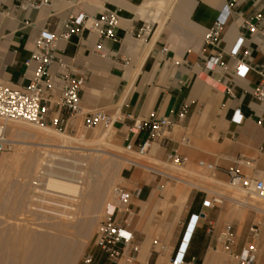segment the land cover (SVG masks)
Returning <instances> with one entry per match:
<instances>
[{"label":"crops","instance_id":"crops-1","mask_svg":"<svg viewBox=\"0 0 264 264\" xmlns=\"http://www.w3.org/2000/svg\"><path fill=\"white\" fill-rule=\"evenodd\" d=\"M228 1L231 0H56L51 9L2 15L0 81L13 88L29 85L36 64L28 63L37 37L42 32L59 34L69 13L96 16L104 10L116 11L121 18L116 41L99 40L95 34L86 33L83 39L73 37L59 45L60 58L76 77L85 80L81 92L84 108L106 112L114 122L109 128L117 131L126 146L139 145L148 138L147 132L132 136L130 129L135 121L157 112L174 123L167 138L156 141L160 158L178 151L188 161L208 160L222 178L229 179L228 170L232 168L239 169L245 177H257L264 173V103L255 99L254 90L264 75V34H254L245 25L261 27L256 18L264 13V0H236L219 44L207 45L206 35ZM16 2L0 0V8ZM164 9L167 10L161 12ZM239 39L244 44L234 57L231 51ZM98 43L107 51L105 57L95 52ZM220 54L228 69H206V61ZM239 64L250 68L244 79L235 77ZM52 103L57 114L56 98ZM238 110L243 115L239 125L232 121ZM182 112L186 115L179 120ZM184 136L190 140L187 146L181 143ZM155 145L150 144L147 156L155 151ZM144 184L138 188V203L154 191ZM204 197L191 214L201 210ZM134 201L131 207L137 211ZM218 220L214 233L220 229ZM234 230L242 245L248 229L241 235L235 226ZM207 231V223L201 222L189 252V257L196 258L199 264H210V251H216L207 248ZM136 239L145 244L146 239L140 241L137 233ZM92 252L94 264H112L99 251Z\"/></svg>","mask_w":264,"mask_h":264},{"label":"rangeland","instance_id":"rangeland-1","mask_svg":"<svg viewBox=\"0 0 264 264\" xmlns=\"http://www.w3.org/2000/svg\"><path fill=\"white\" fill-rule=\"evenodd\" d=\"M3 120H0V140L8 144V147L0 159V257L1 253H22V236L29 233L34 239L57 238L61 242V253L73 256V260L67 264H83L85 254L94 249V238L104 220L105 207L110 202L114 189L124 186L136 191L145 186L144 183L154 191L149 198L139 203L137 198H134L138 205L134 227L138 239H146L145 244H141V251L150 250V256L147 261L142 262L140 251L137 259L131 264H158L159 261H162V264H170L173 246L198 200L206 195L204 192L209 197L221 195L226 198V201L210 214L211 219H219L220 225L219 230L207 237V248H215L218 252L219 259L217 258L216 264H224L226 260L219 237L227 224L238 228L241 235L252 223L261 222L264 240V218L261 215L254 217L249 209L235 204L231 198L240 193L242 202L247 201L259 210L262 209L264 200L251 199L254 195L249 199L246 191L230 185L228 178H222L216 171L210 172L200 168V161L209 163L206 159L188 161L179 169L167 159L159 157L156 151L157 142L152 154L136 155L125 150L126 145L117 131L110 132L107 141L113 146V153L118 157L128 158L200 186L190 188L188 200L180 208L174 193L180 187L189 188L185 184L162 179L140 167L125 166L122 158L95 151V145L74 143L68 148L54 147L35 140L33 129H17V123H7ZM107 126L101 124L86 128L81 120H75L72 121V128L67 131L53 130L71 137L83 136L84 140L89 139L91 142L92 139L95 142L109 129ZM128 171L130 173L127 178ZM262 175L263 173L255 178ZM50 177L76 184L78 193L46 192L45 185ZM157 186L165 188L160 192ZM96 195H99L98 199L95 198L97 201L94 199ZM156 240L158 245H154ZM17 259L16 255L13 260ZM119 264L130 263L122 260Z\"/></svg>","mask_w":264,"mask_h":264},{"label":"built area","instance_id":"built-area-1","mask_svg":"<svg viewBox=\"0 0 264 264\" xmlns=\"http://www.w3.org/2000/svg\"><path fill=\"white\" fill-rule=\"evenodd\" d=\"M56 0H17L12 6L0 8V17L2 15L11 17L16 12L36 11L51 9ZM236 0L228 1L223 9V13L209 29L205 42L207 45L217 46L220 37L229 21ZM54 16V13H52ZM120 16L118 12L104 10L96 16H89L85 13H69L59 34H49L42 32L36 39L35 50L31 61L35 63L36 69L29 85L25 87L13 88L0 81V118L6 121L25 122L30 124H41L49 126L59 131H67L72 127V121L81 120L86 128L97 127L101 124L109 125L112 119L102 110H87L82 103V87L85 83L84 78H78L67 67L59 56V45L70 41L73 37L83 39L86 33L95 34L99 40L104 38L117 40V30L119 28ZM257 21L261 25H245L250 32L254 34H264V13L257 16ZM244 44L243 39H239L231 51V55L236 57ZM95 52L101 57L107 55V51L98 43ZM167 53V49H164ZM223 55H217L205 63L206 69H214L220 66L227 70L223 63ZM250 68L239 64L235 70V77L244 79ZM224 91L231 92L228 88ZM254 97L259 103H264V75L260 84L254 90ZM56 98L57 114L53 112L52 101ZM186 112L179 115V120L183 119ZM234 124H241L243 115L240 111L234 113ZM114 124V122H113ZM174 123L168 118L160 116L153 112L147 119L135 121L130 129L132 136H138L143 132L148 133V138L141 144L135 145L129 143L126 150L135 151L139 155L147 154L148 146L159 140L167 138L173 130ZM182 145H189V137L184 136L181 139ZM8 144L0 140V159L7 149ZM166 159L175 166H183L188 163V158L178 151H173L166 155ZM199 167L210 172H215L217 167L214 164L205 161L199 162ZM148 171L150 174L161 177L162 179L177 181L175 177L162 171L150 168L144 165H138ZM228 177L233 186L246 191L250 198L255 197L264 200V173L259 178L245 177L239 169L232 168L228 170ZM160 190L162 187L157 186ZM136 191L124 186H118L114 189L110 202L107 203L104 211V220L100 224L95 235L93 250L99 251L106 260L112 264H119L125 260L127 263H133L140 251L141 244L136 239L137 231L134 229L136 219L135 211L131 207ZM226 198L219 195L209 197L206 193L201 203V210L198 213L191 214L184 225L181 238L177 248L173 251L170 264H199L196 258H190L189 252L193 239L201 222H206L208 231L211 235L214 233L216 221L211 219L209 212L217 206L223 204ZM250 210L254 217L261 215L264 218V211L248 204L240 202ZM264 220V219H263ZM263 224L252 223L248 228L246 241L240 245L238 235L232 224H227L219 237L225 254L224 264H264V240ZM158 240L154 245H158ZM164 250V247H162ZM95 256L91 251L83 257V264H94Z\"/></svg>","mask_w":264,"mask_h":264},{"label":"bare ground","instance_id":"bare-ground-1","mask_svg":"<svg viewBox=\"0 0 264 264\" xmlns=\"http://www.w3.org/2000/svg\"><path fill=\"white\" fill-rule=\"evenodd\" d=\"M157 18H159V14H157ZM0 120H1V118H0ZM8 122L9 121H7V123ZM10 122L17 123V127H18V128L16 127L17 129H19V128H21V129L23 128L24 130L33 129L34 130V132H33L34 136L33 137H35L34 138L35 140L43 142V143H48L49 145H52V146L57 147V148H61V149L62 148H68L74 143H80L81 145H84V146L95 145V146H97L95 151H101L104 154L114 156L115 158H118V159L120 157V158H122L121 161L124 163L125 166H127V165L137 166V164L142 165V164H140L136 161L130 160L128 158H123L121 156L118 157L117 154L113 153V151H114L113 146L107 141L109 138L108 136H109V133L111 131V128H109L107 131H105V133H103L102 137L99 138V140H96L95 142H93L91 139V142H90V141H88L89 136L87 137L88 140H84L83 136H81L80 138L67 136L65 134L57 132L56 130H53L49 126H45V125H41V124H30V123L15 122V121H10ZM18 125H20V126H18ZM112 126H113V120L107 127H112ZM51 136L54 138H51ZM84 136H86V135H84ZM95 137H96V135L94 136V138ZM37 141L35 142L36 144L38 143ZM149 148H150V144L148 146V149ZM125 150H126V148H125ZM130 153H134L136 155H139L135 151H132ZM147 154H148V150H147ZM147 154H145V156ZM177 168L181 169L182 167L178 166ZM166 174H169V173H166ZM169 175H171V174H169ZM171 176L175 177L179 183L185 184L189 187V188L180 187L174 193V194H176V199H177L179 207L182 208L188 200V197L190 194V188H195L198 185L195 183H188L185 180H183L182 178H178L174 175H171ZM230 185H232V184H230ZM45 187H46V192L50 191V192L65 193V194H73V193L76 194V193H78V187L76 184H73L71 182H66L63 179L56 178V177L48 178ZM198 187H200V186H198ZM239 189L244 191L241 188H239ZM46 192H45V194H46ZM238 192H239V190H238ZM239 194H237V193L234 195L232 194L233 198H231V199L233 200V202L235 204H239L240 203L239 201H241V202L243 201V200H241L242 195H239ZM139 195H140V191H139V189H137L136 194H135L136 198ZM95 198L98 199L99 195H96V197L94 196V199ZM253 198H257V197L253 196L251 199H253ZM249 199H250V197H249ZM261 206H262L261 210L264 211V204ZM174 219H177V218H174ZM19 223L21 224V222H19ZM37 237H39V236L37 235ZM20 245L22 248V251H21L22 253H1L2 256L0 257V264H67L68 262L70 263V261L73 260V256L71 254L64 255V253H61V242L59 240H57V238L56 239L55 238L34 239V237H31V235L29 233H25L22 236ZM217 253L218 252L215 250L210 251V255L212 257V260L213 261L215 260V264L217 263V260L219 259L217 256L215 257V255H217ZM16 255L18 256V259L15 261V260H13V258ZM149 256H150V250L143 249L140 253V258H141L142 262H144V260L147 261ZM209 260H210V258H209ZM212 260H211V262H212ZM211 262H209V263L211 264ZM158 264H162V261H159Z\"/></svg>","mask_w":264,"mask_h":264}]
</instances>
